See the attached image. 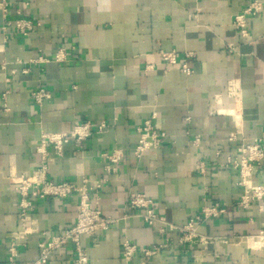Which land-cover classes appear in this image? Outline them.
<instances>
[{
	"label": "crops",
	"instance_id": "0c3cea01",
	"mask_svg": "<svg viewBox=\"0 0 264 264\" xmlns=\"http://www.w3.org/2000/svg\"><path fill=\"white\" fill-rule=\"evenodd\" d=\"M9 1L15 3L10 18L19 10L40 27L26 37L9 34L4 39L0 32V264L18 225V196L6 179L9 170L19 174L38 166L36 148L42 133H68L83 122L94 130L101 121L108 128L93 133L79 151L72 141L64 145L61 158L54 156L51 146L45 148L52 162L49 179L74 185L84 177H105L107 162L101 155L123 151L118 173L107 177L97 205L106 217L126 219L104 233L81 236L90 264H124V237L140 251L163 242L155 228H148L128 209L130 192L143 193L154 211L177 227L204 205L227 206L224 214L198 225V234L209 239L206 243L170 246L148 258L140 252L133 264H264L261 242L251 238L264 233V212L237 207L241 193L237 174L218 168L226 156L237 155L241 142L264 137V12L248 19L244 40L232 20L252 0ZM17 3L23 5L18 8ZM230 43L235 53L227 51ZM60 49L65 50V60L56 63L51 59ZM160 51L175 52L176 65H165ZM36 55L50 61L28 63ZM182 64L191 75L181 71ZM229 83L240 92L236 106L226 98ZM37 87L50 93L40 106L30 97ZM215 96L241 115L240 133L233 142H227L235 132L232 120L212 112ZM218 111L234 116L223 106ZM152 115L153 128L164 131L174 144L166 142L138 161L133 156L136 128ZM197 135L200 146L195 148L189 143ZM217 148L222 150L220 157L215 155ZM198 159L211 169L207 175L195 170ZM262 175L264 163L251 182ZM76 213L75 195L35 200L30 217L39 233L18 250V262L32 264L44 234H60L75 223ZM165 236L175 241L178 234L171 231ZM71 257L67 246L47 264H73Z\"/></svg>",
	"mask_w": 264,
	"mask_h": 264
},
{
	"label": "built area",
	"instance_id": "2783aa9c",
	"mask_svg": "<svg viewBox=\"0 0 264 264\" xmlns=\"http://www.w3.org/2000/svg\"><path fill=\"white\" fill-rule=\"evenodd\" d=\"M15 5L9 0H0V13L2 22L0 25V32L7 39V35L14 34L22 37L28 36L35 29L40 27V23L24 18L20 11L15 12V18L9 17V9ZM23 3H17V7ZM264 12V3L260 0H252L249 4L236 13L232 20V26L237 31L241 39L248 38L247 21L250 18L260 16ZM226 49L229 53H235L236 47L233 44H227ZM161 61L167 66H174L177 63V56L175 52L159 53ZM187 57L191 58V55ZM56 63L65 60V50L60 49L51 59ZM50 60L36 55L28 60L32 64H47ZM1 69H5V64L1 65ZM181 71L189 76L192 74L191 69L182 64ZM9 82L8 79L5 80ZM8 92L1 95L2 100H5ZM227 99L231 100V105L236 106L240 101V92L234 83H229L227 87ZM30 97L33 103L40 106L43 101L50 98V93L41 87H37L30 92ZM225 107L233 113L238 114V118L231 115L220 114L219 107ZM6 110L5 106L3 105ZM213 113L229 117L234 126L235 132L231 134L227 142L236 140L240 133L239 123L241 115L235 107H231L229 103L223 102L219 96L214 97ZM144 121L142 125L136 128L137 142L133 151V156L136 160L140 159L145 153L155 151L162 147L166 142H169L168 135L164 131H157L151 125V120ZM189 117L184 119L188 124ZM108 128L105 121H101L93 130L89 122L79 123L73 126L68 133H42L40 135L39 144L36 152L40 155L38 166L23 173H17L14 169H10L6 179L9 183L15 186L18 196V225L15 233L9 237L7 255L3 264H20L18 262L20 248H26L29 238L38 234L37 222L30 217L34 210V201L43 200L51 197L60 200L67 199L72 195L77 197V213L76 220L73 225L63 229L57 235H45L42 240L37 243L38 257L32 264H47L49 259L56 253H60L67 246L71 247V258L73 264H90L89 257L86 250L81 246V236H94L98 233L108 231L113 225L120 220H125L126 216L120 219H114L102 215L97 202L99 199V191L107 181L109 175H116L118 173V165L122 161L124 154L122 150L115 149L110 153H104L101 158L107 164L104 166L105 177L95 179L94 177H84L80 185H74L70 182H54L48 177L49 166L51 160L47 157L45 148L51 146L54 156L61 158L63 156V147L69 141L74 143L76 151L82 149L84 142L91 137L93 133H102ZM172 146L174 142H169ZM190 146L198 148L200 146L199 136L193 137ZM221 149H216L215 155L220 157ZM237 155L235 157L226 156L225 160L218 164L219 169L230 168L237 174L236 186L241 189L240 196L236 206L244 209H256L258 212H264V175L259 180L252 183L251 179L255 177V170L262 167L264 163V137H258L251 142H241L236 149ZM195 170L201 175H207L211 170L205 161L198 159L194 165ZM126 205L128 209L133 212L135 217H138L148 228H155L158 235L163 237V242L150 249L139 250L138 247L130 242L127 238H123L121 242V256L124 264H133L136 256L141 252L143 257L148 258L156 255L160 250L170 246H185L198 243H206L209 239L201 237L197 232V227L200 223L209 218H215L225 213L226 205L221 203H213L212 205H204L200 212L190 218L185 225L177 227L168 224L164 218L154 211L150 200L143 194L137 192H130L127 196ZM175 231L178 234L177 239L173 241L165 235L167 232ZM251 238H258L264 248V233L260 231L259 235ZM144 264V263H140Z\"/></svg>",
	"mask_w": 264,
	"mask_h": 264
},
{
	"label": "bare ground",
	"instance_id": "6f19581e",
	"mask_svg": "<svg viewBox=\"0 0 264 264\" xmlns=\"http://www.w3.org/2000/svg\"><path fill=\"white\" fill-rule=\"evenodd\" d=\"M218 109H219V108H218ZM233 114H234V116H233V117L237 118V117L235 116L236 114H235V113H233ZM256 239H257V238H256ZM257 243H258V242H257Z\"/></svg>",
	"mask_w": 264,
	"mask_h": 264
}]
</instances>
